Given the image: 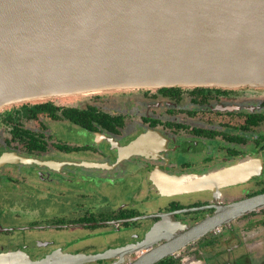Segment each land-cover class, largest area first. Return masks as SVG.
<instances>
[{
  "label": "flooded vegetation",
  "instance_id": "flooded-vegetation-1",
  "mask_svg": "<svg viewBox=\"0 0 264 264\" xmlns=\"http://www.w3.org/2000/svg\"><path fill=\"white\" fill-rule=\"evenodd\" d=\"M56 99L0 110V264H264V207L191 234L264 193V88Z\"/></svg>",
  "mask_w": 264,
  "mask_h": 264
},
{
  "label": "water",
  "instance_id": "water-1",
  "mask_svg": "<svg viewBox=\"0 0 264 264\" xmlns=\"http://www.w3.org/2000/svg\"><path fill=\"white\" fill-rule=\"evenodd\" d=\"M245 86L264 88V0H0V110L113 91ZM263 207L264 193L217 205L191 234ZM160 248L133 264H153L171 246Z\"/></svg>",
  "mask_w": 264,
  "mask_h": 264
},
{
  "label": "rangeland",
  "instance_id": "rangeland-1",
  "mask_svg": "<svg viewBox=\"0 0 264 264\" xmlns=\"http://www.w3.org/2000/svg\"><path fill=\"white\" fill-rule=\"evenodd\" d=\"M107 93H109V92H105V93H102V94H107ZM93 95V94H92ZM92 95H86V96H71V97H61V98H58V99H56V100H58V102H60V103H66V104H75V103H77L78 101H82V100H85V99H87V97H90V96H92ZM110 108V107H109ZM108 108V109H109ZM57 126H59V125H56V124H52V127H51V132H55L56 130H57ZM65 127H63V129H64ZM66 129V128H65ZM67 130V129H66ZM59 131V130H58ZM73 140H75V141H78V142H82V143H84L85 142V140L84 139H82V137H81V135H80V133H79V129L77 128L76 129V132L75 133H70L69 135H68V137L66 138V140L65 141H69V142H71V141H73ZM81 185H83V184H81ZM264 246L263 245H259V246H257V251H258V249H260V248H263Z\"/></svg>",
  "mask_w": 264,
  "mask_h": 264
},
{
  "label": "trees",
  "instance_id": "trees-1",
  "mask_svg": "<svg viewBox=\"0 0 264 264\" xmlns=\"http://www.w3.org/2000/svg\"><path fill=\"white\" fill-rule=\"evenodd\" d=\"M69 113H73V114H71V117L73 120H80L81 121V119H82L85 121L84 117L82 116L84 114V110H76V109L67 110L66 114L68 115ZM88 113H90V114L98 113V111L93 108V111L90 110Z\"/></svg>",
  "mask_w": 264,
  "mask_h": 264
}]
</instances>
